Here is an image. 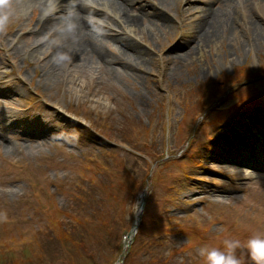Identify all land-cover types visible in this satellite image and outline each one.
<instances>
[{
  "label": "rangeland",
  "instance_id": "1",
  "mask_svg": "<svg viewBox=\"0 0 264 264\" xmlns=\"http://www.w3.org/2000/svg\"><path fill=\"white\" fill-rule=\"evenodd\" d=\"M119 2L139 17L128 35L137 49L122 47L127 25L104 12V52L84 63L57 32L16 39L37 14L13 0L0 31V264H114L141 191L143 223L124 264H203L204 245L264 234V168L224 123L264 104V0ZM212 11L218 39L199 43ZM122 49L149 64L112 63ZM54 53L64 60L48 84ZM263 121L264 111L259 130ZM221 130L223 144L208 148ZM237 256L252 264L246 249Z\"/></svg>",
  "mask_w": 264,
  "mask_h": 264
},
{
  "label": "bare ground",
  "instance_id": "2",
  "mask_svg": "<svg viewBox=\"0 0 264 264\" xmlns=\"http://www.w3.org/2000/svg\"><path fill=\"white\" fill-rule=\"evenodd\" d=\"M27 3L32 5L33 3H41V1L44 3L43 8L48 12V14L44 17V20L41 22V27L47 31L48 34H52L57 32L58 34H62V41L61 45L62 49H66L67 47H72V51L75 53L77 52V55L80 57L81 60H84L85 62L92 61L93 59L102 57L103 50L101 48L102 42L105 41L104 38H101L98 36V34H102L104 32L101 28L105 26H112V23L107 22L106 20H101L100 14L104 15V12L111 13L112 17L114 19L116 17L119 18L120 23L126 24L127 28L125 29L127 35H123L120 38L122 47H126L129 50H134L137 46V42L135 39L131 36H128L130 33L131 35L135 36L134 33V27L137 26V22L139 17L137 15L126 13L125 9L117 6L119 4V0H25ZM154 5L156 7L162 6L164 7L166 5V0H155ZM118 7V8H116ZM62 13L63 16H60ZM161 12H158L156 21L158 19L163 20V15L160 14ZM99 16H96V15ZM156 15V14H155ZM58 17V18H57ZM106 17V16H105ZM221 15L218 12H211L207 13V15H204L203 18L199 20L198 30L197 33V42L203 43V42H213L218 39V34L220 31V25H217L218 20L220 19ZM56 20L52 21L50 23L49 19ZM239 16H235L234 18H231L225 21H231L232 23H235L238 20ZM227 24V23H225ZM230 26V25H229ZM215 29V30H214ZM215 31V32H214ZM253 31L255 36H260L261 31L255 30L253 26ZM214 36L212 37V35ZM195 36V35H194ZM228 36L232 38L237 36V31H235V28H232L230 26L228 30ZM212 37V38H211ZM256 38V37H255ZM257 39V38H256ZM189 44V43H188ZM235 46V44H234ZM121 48L120 46H118ZM137 49V48H136ZM191 47H188L187 51H185L183 54L187 53L189 55L191 53ZM124 49H122L123 51ZM127 50V49H125ZM124 50V51H125ZM35 51V50H34ZM140 51V50H139ZM136 50V52H139ZM201 48H196L194 52V56L198 58L200 55ZM33 52V51H32ZM135 52V51H134ZM141 52V51H140ZM126 55L122 57L124 60H118L117 58H114L112 63H122L126 67L129 66L130 61H143L144 63L149 64V57H147L144 54L136 53L133 54L132 52H126ZM53 57L51 59H48L49 66H48V72L46 74V82L49 84L54 83L58 78V73L54 71H58V68L60 67L61 61L64 60V56H61L60 53H54L52 55ZM165 62H169V56L162 57ZM123 67V66H122ZM132 70V69H131ZM70 75V72H69ZM51 86V85H50Z\"/></svg>",
  "mask_w": 264,
  "mask_h": 264
},
{
  "label": "clouds",
  "instance_id": "3",
  "mask_svg": "<svg viewBox=\"0 0 264 264\" xmlns=\"http://www.w3.org/2000/svg\"><path fill=\"white\" fill-rule=\"evenodd\" d=\"M12 7L13 0H0V31L6 27ZM0 217L6 218L3 213ZM241 248L247 250L252 264H264V234L259 233L243 242L238 238L225 239L222 247L204 245L198 255L203 264H241L237 256V250Z\"/></svg>",
  "mask_w": 264,
  "mask_h": 264
}]
</instances>
